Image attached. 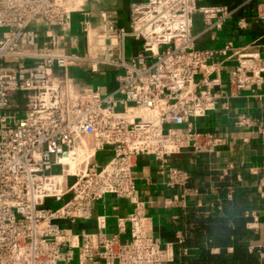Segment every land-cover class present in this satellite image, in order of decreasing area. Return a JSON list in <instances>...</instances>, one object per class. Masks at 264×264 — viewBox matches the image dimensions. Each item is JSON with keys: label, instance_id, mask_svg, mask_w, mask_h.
<instances>
[{"label": "built area", "instance_id": "obj_1", "mask_svg": "<svg viewBox=\"0 0 264 264\" xmlns=\"http://www.w3.org/2000/svg\"><path fill=\"white\" fill-rule=\"evenodd\" d=\"M250 1L264 25V0ZM117 2L0 0V264H171L172 245L156 241L148 223L139 160L151 158L164 188L177 192L165 206L187 209L198 193L181 158L221 144L198 123L227 100V89L255 95L264 85L259 52L233 41L198 45L207 34L217 42L238 9L128 0L123 21ZM236 29L248 30L249 21L237 18ZM106 70L102 87L89 85ZM248 122L240 117L236 126ZM84 139L94 143V162L70 174L61 160ZM257 191L264 201V179ZM108 196L134 206L118 232L80 229Z\"/></svg>", "mask_w": 264, "mask_h": 264}, {"label": "crops", "instance_id": "obj_2", "mask_svg": "<svg viewBox=\"0 0 264 264\" xmlns=\"http://www.w3.org/2000/svg\"><path fill=\"white\" fill-rule=\"evenodd\" d=\"M207 4L236 8L238 14L217 34V42L213 43L208 34L203 35L198 42L200 48L223 46L233 41L237 47L259 52L264 57V25L254 18L255 2L207 0ZM237 18H246L249 29L237 31ZM202 29L198 20L196 32H201ZM232 65L233 63H228L223 74L225 84L228 83ZM74 75L83 78L81 71H75ZM227 95V100L216 111L198 123L199 131L215 135L221 144L213 153L198 157L186 154L179 162L181 168L190 172L192 187L198 193L192 201H188L187 209L165 206V200L177 192L164 188L166 179L157 173L151 158H141L135 170L138 190L145 204L153 238L172 245L169 251L174 261L171 264L196 260L203 252L219 255L226 251L232 255L239 245L244 246L247 253L256 259V264H264V201L257 191L260 181L264 179V137L260 135V131H264V85L255 95L250 92L231 95L228 89ZM240 117L249 119L247 125L236 126ZM84 141L93 148L92 140ZM80 147L79 143L76 148ZM91 160L94 162V153ZM147 179L151 185L146 184ZM133 211L134 206L128 201L108 196L93 205L91 220L82 222L79 227L96 233L102 226L107 234H114L118 232V220L127 219ZM193 216L206 220L221 216L232 219L243 217L248 219L246 232L230 239L205 236L197 244L193 241V224L189 222ZM233 221L231 226L235 228ZM126 225L128 228V223ZM181 234L186 238L185 243L190 240L189 245L176 243L177 236Z\"/></svg>", "mask_w": 264, "mask_h": 264}, {"label": "trees", "instance_id": "obj_3", "mask_svg": "<svg viewBox=\"0 0 264 264\" xmlns=\"http://www.w3.org/2000/svg\"><path fill=\"white\" fill-rule=\"evenodd\" d=\"M190 221L193 224V241L198 244L205 236L230 239L231 237L241 235L246 232L248 219L243 217H235L232 219V217L221 216L206 220L193 216L189 219ZM232 221L235 228L231 226ZM190 243V240H188L184 244L189 245ZM181 264H256V259L247 253L244 246L239 245L232 255L226 251H222L219 255H211L208 252H203L198 259L183 260Z\"/></svg>", "mask_w": 264, "mask_h": 264}, {"label": "bare ground", "instance_id": "obj_4", "mask_svg": "<svg viewBox=\"0 0 264 264\" xmlns=\"http://www.w3.org/2000/svg\"><path fill=\"white\" fill-rule=\"evenodd\" d=\"M80 145V148H75L69 156L61 160V163L69 164L70 174L86 173L89 167L93 164L91 156L95 151L94 146L93 148H90L84 140H81Z\"/></svg>", "mask_w": 264, "mask_h": 264}, {"label": "rangeland", "instance_id": "obj_5", "mask_svg": "<svg viewBox=\"0 0 264 264\" xmlns=\"http://www.w3.org/2000/svg\"><path fill=\"white\" fill-rule=\"evenodd\" d=\"M116 1V0H115ZM119 3L117 5V9H119V12H120V16L122 17L123 21H125L127 19V16H128V11H127V7H128V0H117ZM78 29V22H77V16H74L73 18V30L74 32H76ZM108 76V72L107 70L102 72V77L96 81H92L90 82V86H103L104 85V82H105V79L106 77ZM100 162L102 161V156H100Z\"/></svg>", "mask_w": 264, "mask_h": 264}]
</instances>
